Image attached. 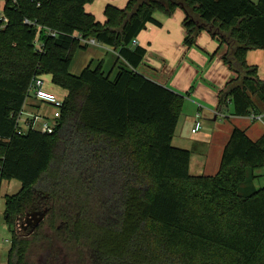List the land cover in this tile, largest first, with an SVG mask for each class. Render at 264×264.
Instances as JSON below:
<instances>
[{
  "label": "trees",
  "instance_id": "1",
  "mask_svg": "<svg viewBox=\"0 0 264 264\" xmlns=\"http://www.w3.org/2000/svg\"><path fill=\"white\" fill-rule=\"evenodd\" d=\"M93 1L0 0V185L21 183L4 196L7 264H30L31 249L56 243L70 264H264V186L239 193L264 166V134L253 140L235 127L219 170L190 173L191 151L172 144L185 96L140 70L147 49L135 43L147 24L162 26L154 11L181 8L186 48L203 31L218 41L213 54L226 46L221 59L235 77L217 109L260 114L264 80L246 54L264 49V0H128L107 4L104 22L86 11ZM89 38L117 53L113 78L102 60L70 71ZM39 75L66 90L60 117L52 133L19 134Z\"/></svg>",
  "mask_w": 264,
  "mask_h": 264
},
{
  "label": "crops",
  "instance_id": "2",
  "mask_svg": "<svg viewBox=\"0 0 264 264\" xmlns=\"http://www.w3.org/2000/svg\"><path fill=\"white\" fill-rule=\"evenodd\" d=\"M124 1L128 0H97L96 3L86 4L85 9L87 12L92 13L99 21L104 22L105 17L102 15V12H99V7L104 9L107 4L123 7ZM175 12H177L175 16L176 19H184L185 14L181 8H178ZM152 28L154 27H152L151 24H147V27L142 30L135 40V43L147 49L144 64L140 66V70L149 78L185 96V103L175 129L172 143L175 144L174 141H178L176 143L179 145L178 147H188L191 149H189L191 151L190 173L212 175L211 172L205 171L208 166L213 168L218 167L224 147L233 129L239 127L245 130L250 138L258 139L264 134V121H252L248 116L233 115V105L231 103L223 111L217 109L218 91L223 88L232 77H235L234 72L230 70L221 59V55L226 51V46H222L216 54H213L219 45L218 41L207 31H203L197 39V46L186 48L183 45L184 30L181 24L180 36L176 34L175 30L167 29L166 41L170 44L175 42L176 47L179 49L175 50L171 61L164 57V59L162 58L163 60H161L163 61L162 64H160L157 60L151 58V46L148 45H151L152 42L148 41L149 44H146L143 37V32H149ZM161 28H163V25ZM158 36L161 37L164 35L159 33ZM91 46L102 47L106 51H101L98 48L91 49ZM89 49L93 51V54L89 55L90 58L83 67L100 60L104 63L105 56L108 55V52L115 54V67L118 55L111 48H107L103 45H89L85 50ZM158 54L161 55V52H158ZM246 60L248 64L258 67V73L264 80V49L249 50L246 54ZM56 87V85H50L52 90H55ZM256 102L264 112V104L257 99ZM24 109L26 112L34 113L37 111H43L44 113L50 112L48 111L50 109L49 107L39 104V102L35 101L33 98L27 100ZM204 114L214 115V117L205 118L203 117ZM198 115L202 126L197 132L193 133L192 128L195 125V121L198 119ZM217 119H228L230 124L224 127L223 136L220 140L216 135L218 143L213 145L215 134H217L219 130ZM205 120L213 121L214 126L207 124ZM223 124H225V122ZM207 136H209L211 146L207 149L208 154L205 156V160H201V157H199L200 159L197 157L196 161L193 162L192 149H197L196 147L202 148L204 144L203 140L206 139ZM188 142H190V144H187ZM200 156L203 157V155ZM192 168L195 169L194 172ZM3 182L0 185V190ZM20 188L21 185L18 186L17 191H19Z\"/></svg>",
  "mask_w": 264,
  "mask_h": 264
},
{
  "label": "rangeland",
  "instance_id": "3",
  "mask_svg": "<svg viewBox=\"0 0 264 264\" xmlns=\"http://www.w3.org/2000/svg\"><path fill=\"white\" fill-rule=\"evenodd\" d=\"M97 0H94L92 3H96ZM115 1V0H114ZM127 1H124L123 6H125ZM101 5V3H100ZM178 10V9H177ZM99 12H102V15H104V9L102 7H99ZM177 12H174V14L168 16L167 14H165L162 11L156 10L154 11V16L156 19L160 20L162 22L163 28H161V26H157L155 24H151L152 28L151 30H149V32H143V37L145 40L146 44H149L148 41H151L152 44L148 45L151 46V58L153 60H157L160 64H162L164 57L167 58L169 61H171V59L173 58V54L175 53V50L179 49L178 47H176L175 42L170 44L168 41H166V34H167V29H171V30H175L176 34H178L179 36L181 35V24H182V19L178 18L176 19ZM159 33H162V35L159 37ZM156 36V37H155ZM157 38V39H156ZM98 48L101 51H106L105 49H103L102 47H97V46H91V49H95ZM89 49V50H82V49H78L73 56V60H72V65L70 67V71L73 74H79L82 69L84 68V64L86 65V62L89 60V55L93 54V51ZM157 52V53H156ZM158 52H161V55L158 54ZM163 58V59H162ZM114 62H115V54L108 52V55L105 56V60H104V70L106 72H111V77L113 78L116 74V68H114ZM96 65V63H95ZM94 65V66H95ZM44 79L46 81V89L47 90H52L50 88V85H52L51 83V79L49 75H45ZM52 92H54L56 95H58L59 97H63L66 93V90L60 87H56L55 90H52ZM257 99V97L255 98ZM51 109H49L48 111H50ZM38 112V111H37ZM203 116V115H202ZM205 118H212L214 117V115H208V114H204ZM211 120V119H210ZM210 120H205V122L207 124H210L211 126H214V122L210 121ZM249 121V120H247ZM225 122V124H223ZM217 123H219L217 126L219 128V130L217 131V134H215L214 137V141H213V145H216L218 142L216 140V135L218 137V139L220 140L221 137L223 136V132H224V127L228 126L230 124L228 119H217ZM227 123V124H226ZM253 139V138H251ZM256 140V139H253ZM174 143H172L175 146H179L176 143L178 141H174ZM204 144L201 147H196L197 149H192V154H193V162L196 161V158L201 157V160H205V156L208 154L207 149L209 148V146H211L210 141H209V136L206 137V139L203 140ZM187 144H190V142H188ZM183 148V147H181ZM188 148V147H185ZM194 148V147H192ZM190 149V148H188ZM191 150V149H190ZM201 153V154H200ZM211 154V153H210ZM200 155H203L200 156ZM200 159V158H199ZM221 161L218 165V167H210L208 166L205 172H211L212 174H215L220 167ZM193 172L195 171L194 168H192ZM255 175L256 178L255 179H250L251 176V170H248V178L250 179L244 183L241 184L240 188H239V193L241 195H247L250 192H252V188H260L262 186H264V166L258 170L255 171ZM20 182L16 179L11 180V181H5L3 182L2 186H1V190H0V264H7V254H8V250L10 248L11 242H12V237H13V233L12 230L10 229V227L7 225L5 218H4V208H5V200H4V195L6 194H14L15 192H17L18 190V186H20ZM24 232V231H22ZM27 260L30 264H70L69 260H66L65 254H62L60 252V248L58 247L57 244L53 245L52 248L50 249H42L40 248L39 250H37V248L31 249Z\"/></svg>",
  "mask_w": 264,
  "mask_h": 264
},
{
  "label": "built area",
  "instance_id": "4",
  "mask_svg": "<svg viewBox=\"0 0 264 264\" xmlns=\"http://www.w3.org/2000/svg\"><path fill=\"white\" fill-rule=\"evenodd\" d=\"M83 43L88 45H100L95 39H83ZM46 81L44 75H39L34 78L28 89V95L24 107L29 98L35 99L41 105L49 107L51 110L49 113L43 111L26 112L23 107L20 115L18 116L17 131L19 134L25 133L29 129L39 130L42 133H52L57 125L56 120L60 117V110L63 105V97H59L54 92L46 89ZM249 119L264 121V112L260 114L252 113L248 115ZM202 126L201 120L198 115V119L195 121V125L192 128V132H197Z\"/></svg>",
  "mask_w": 264,
  "mask_h": 264
},
{
  "label": "flooded vegetation",
  "instance_id": "5",
  "mask_svg": "<svg viewBox=\"0 0 264 264\" xmlns=\"http://www.w3.org/2000/svg\"><path fill=\"white\" fill-rule=\"evenodd\" d=\"M41 212H43V211H38L37 213H34L33 215L38 216L39 213H41ZM33 215L31 217L27 216V223L24 224L23 227H22V229L24 230L23 233H25L27 236H29L33 232V230L36 228V227H34L35 220L33 218L34 217ZM56 244L60 248V252L62 254H64V246L59 244V243H56Z\"/></svg>",
  "mask_w": 264,
  "mask_h": 264
},
{
  "label": "water",
  "instance_id": "6",
  "mask_svg": "<svg viewBox=\"0 0 264 264\" xmlns=\"http://www.w3.org/2000/svg\"><path fill=\"white\" fill-rule=\"evenodd\" d=\"M178 4L180 5V7H183V3L182 2H178ZM210 29H212V27H210ZM216 31H218V29H216ZM213 33H215V31ZM45 212L46 211L39 213L38 216L33 215L34 216L33 218L35 220L34 227H36L40 223V221L43 219V217L45 215Z\"/></svg>",
  "mask_w": 264,
  "mask_h": 264
}]
</instances>
